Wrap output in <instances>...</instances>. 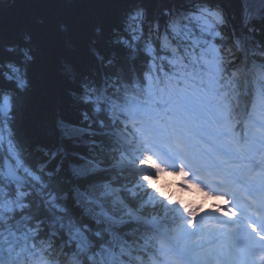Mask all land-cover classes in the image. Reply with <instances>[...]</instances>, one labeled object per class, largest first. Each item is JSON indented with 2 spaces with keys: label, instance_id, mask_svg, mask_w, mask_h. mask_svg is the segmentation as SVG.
Segmentation results:
<instances>
[{
  "label": "snow or ice",
  "instance_id": "1",
  "mask_svg": "<svg viewBox=\"0 0 264 264\" xmlns=\"http://www.w3.org/2000/svg\"><path fill=\"white\" fill-rule=\"evenodd\" d=\"M150 8L88 49L107 71L61 64L84 107L47 144L18 127L35 35L0 16V264H264V0Z\"/></svg>",
  "mask_w": 264,
  "mask_h": 264
},
{
  "label": "trees",
  "instance_id": "2",
  "mask_svg": "<svg viewBox=\"0 0 264 264\" xmlns=\"http://www.w3.org/2000/svg\"><path fill=\"white\" fill-rule=\"evenodd\" d=\"M128 0H15L3 14L7 28L25 25L36 38L37 63L32 69V89L23 96L19 132L37 143H49L55 119L77 122L83 105L74 102V85L61 73L65 60L85 73H102L90 55V47L103 51L112 28ZM156 0L151 4L150 17ZM100 28V36L96 28ZM25 29V28H24ZM259 39V37H257ZM93 41H96L93 44Z\"/></svg>",
  "mask_w": 264,
  "mask_h": 264
},
{
  "label": "rangeland",
  "instance_id": "3",
  "mask_svg": "<svg viewBox=\"0 0 264 264\" xmlns=\"http://www.w3.org/2000/svg\"><path fill=\"white\" fill-rule=\"evenodd\" d=\"M7 7H5V9H6ZM5 9L3 10V12H0V16H4L3 14L5 13ZM3 20L4 21H6L5 20V17H3ZM29 29V28H26V26L25 25H18V28L16 29V30H14V32H16V33H19V32H22V31H24L25 29Z\"/></svg>",
  "mask_w": 264,
  "mask_h": 264
},
{
  "label": "clouds",
  "instance_id": "4",
  "mask_svg": "<svg viewBox=\"0 0 264 264\" xmlns=\"http://www.w3.org/2000/svg\"><path fill=\"white\" fill-rule=\"evenodd\" d=\"M172 179H175V178H172Z\"/></svg>",
  "mask_w": 264,
  "mask_h": 264
}]
</instances>
